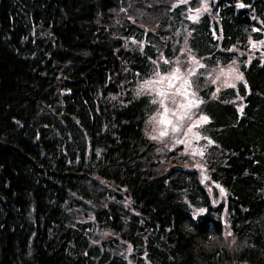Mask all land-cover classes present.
<instances>
[{
	"label": "trees",
	"instance_id": "obj_1",
	"mask_svg": "<svg viewBox=\"0 0 264 264\" xmlns=\"http://www.w3.org/2000/svg\"><path fill=\"white\" fill-rule=\"evenodd\" d=\"M175 1L0 0V264H264V0ZM183 48L242 74L195 82L217 204L146 134Z\"/></svg>",
	"mask_w": 264,
	"mask_h": 264
},
{
	"label": "rangeland",
	"instance_id": "obj_2",
	"mask_svg": "<svg viewBox=\"0 0 264 264\" xmlns=\"http://www.w3.org/2000/svg\"><path fill=\"white\" fill-rule=\"evenodd\" d=\"M189 0H177L172 6ZM201 5L190 9L187 13L189 20H196L210 9V0H200ZM263 42H251L245 52L250 56L254 51L264 60L261 50ZM234 52L241 53L233 48ZM202 76L206 83L218 89L235 86L242 80V74L234 62L228 65L207 66L201 60L190 55L185 48L182 56L175 60V65L168 72H157L153 77L140 85L141 92L150 94L157 106L156 111L148 119L147 136L156 140L164 149H174L179 146V152L187 157L188 166L197 170L199 179L209 190L213 204L226 198V191L220 185L210 181L203 159L205 142L201 139L199 127L205 115L197 110L200 99L195 91V82ZM166 133V135H161ZM155 137V138H153ZM202 210H197L195 215ZM224 240L231 238L228 228L224 229Z\"/></svg>",
	"mask_w": 264,
	"mask_h": 264
},
{
	"label": "snow or ice",
	"instance_id": "obj_3",
	"mask_svg": "<svg viewBox=\"0 0 264 264\" xmlns=\"http://www.w3.org/2000/svg\"><path fill=\"white\" fill-rule=\"evenodd\" d=\"M202 122H207V117H204ZM161 135H166V133H161ZM153 138H155V137H153Z\"/></svg>",
	"mask_w": 264,
	"mask_h": 264
}]
</instances>
